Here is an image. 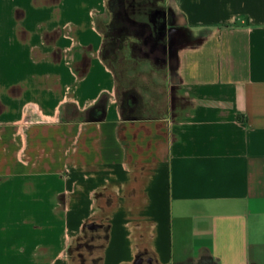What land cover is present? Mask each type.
<instances>
[{"label": "crops", "instance_id": "crops-1", "mask_svg": "<svg viewBox=\"0 0 264 264\" xmlns=\"http://www.w3.org/2000/svg\"><path fill=\"white\" fill-rule=\"evenodd\" d=\"M128 6L0 0V264H264V0H157L144 119L98 26Z\"/></svg>", "mask_w": 264, "mask_h": 264}, {"label": "rangeland", "instance_id": "rangeland-1", "mask_svg": "<svg viewBox=\"0 0 264 264\" xmlns=\"http://www.w3.org/2000/svg\"><path fill=\"white\" fill-rule=\"evenodd\" d=\"M156 4L157 1L155 0H139L137 2L141 10L146 6L151 9ZM117 20L114 16L109 15L98 23L100 30L103 32L105 42L114 43L117 47L115 52L118 56L117 64L111 63L113 58L108 60L107 64L116 74L123 77L125 80L123 83L131 88L135 87L140 94L147 95L144 99L145 104L156 106V108L161 110L160 113H164L166 67L162 61L158 60L160 54L152 52L150 36L144 26L134 24L137 28H135L136 30H133L130 26H127L126 29H119L118 23H116ZM123 35L124 40L122 39ZM119 47L122 49L118 50ZM107 54L110 56V50ZM121 85L120 83L118 84V89L121 88ZM125 91L124 88L118 90L117 97L119 101Z\"/></svg>", "mask_w": 264, "mask_h": 264}, {"label": "trees", "instance_id": "trees-1", "mask_svg": "<svg viewBox=\"0 0 264 264\" xmlns=\"http://www.w3.org/2000/svg\"><path fill=\"white\" fill-rule=\"evenodd\" d=\"M117 25L119 29L123 28L122 24L118 23ZM122 39L124 40V35L122 36ZM120 49L122 48L119 47L118 50ZM109 50H110V56L107 54ZM116 50H117L116 44L106 43L104 40L102 54H103V59L108 67L109 65L107 64V62L108 60L112 58L113 60L112 62L111 61L110 62L113 64H117L118 56L115 54ZM111 70L113 71L116 77L117 92L118 90H122V88L126 90L122 94V99H120L121 112H122V117L124 119H144L147 117H160L164 115L165 112L160 113L161 110L156 108V106H149L145 104L144 99L147 96L146 94H140V92H138L135 87L131 88L127 84L123 83L125 81L123 77H120L118 74H116L113 69ZM119 83L122 84L120 89H118ZM124 85H127V86H124ZM103 117H104V105L101 103L97 104L92 109L79 114V118H82L86 121L101 120L103 119Z\"/></svg>", "mask_w": 264, "mask_h": 264}, {"label": "flooded vegetation", "instance_id": "flooded-vegetation-1", "mask_svg": "<svg viewBox=\"0 0 264 264\" xmlns=\"http://www.w3.org/2000/svg\"><path fill=\"white\" fill-rule=\"evenodd\" d=\"M138 1L139 0H128V7L130 9V11L128 10V13L130 16V21L121 22V20H117L116 23L122 24L124 29H126L127 26H130L131 28H134L135 25L144 26V28H146L149 33L150 39H155L157 37V28L161 26L160 17L158 16V14H155L156 6H152L151 9L146 6L141 10L140 5H137Z\"/></svg>", "mask_w": 264, "mask_h": 264}]
</instances>
